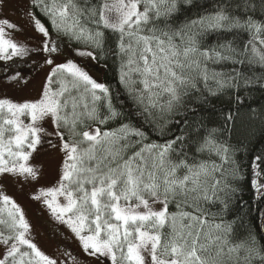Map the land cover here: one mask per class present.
I'll return each mask as SVG.
<instances>
[{
    "label": "snow or ice",
    "instance_id": "obj_1",
    "mask_svg": "<svg viewBox=\"0 0 264 264\" xmlns=\"http://www.w3.org/2000/svg\"><path fill=\"white\" fill-rule=\"evenodd\" d=\"M260 216L264 0H0V264H264Z\"/></svg>",
    "mask_w": 264,
    "mask_h": 264
},
{
    "label": "rangeland",
    "instance_id": "obj_2",
    "mask_svg": "<svg viewBox=\"0 0 264 264\" xmlns=\"http://www.w3.org/2000/svg\"><path fill=\"white\" fill-rule=\"evenodd\" d=\"M16 18H18V14L17 17H13V19ZM103 71L95 67L92 69L93 75L101 81ZM38 85L39 80H37L36 86L38 87ZM9 194L13 195L25 207L34 227L35 240L46 254L58 255L57 249L64 247L69 248L74 253L80 251L77 244L67 238L69 235L67 230L63 229L62 226L55 225L37 203L32 202L27 196L21 195L11 189L9 190Z\"/></svg>",
    "mask_w": 264,
    "mask_h": 264
},
{
    "label": "trees",
    "instance_id": "obj_3",
    "mask_svg": "<svg viewBox=\"0 0 264 264\" xmlns=\"http://www.w3.org/2000/svg\"><path fill=\"white\" fill-rule=\"evenodd\" d=\"M102 81L111 82L113 88H117L118 87V85L113 80V74L111 72L103 71V73H102ZM247 120H248V113L247 112L242 113L240 118H239V121H238V130H240L241 132L244 131V129L246 127ZM252 195H253L252 190L250 188H248L246 190L244 199L245 200H249L253 204H255L256 201L252 200ZM172 210H174V209H172ZM256 216H257V210L254 207L253 210H252V217H256ZM262 219H263V216H260V218L258 220H255L254 222L258 223V224H260V226H262Z\"/></svg>",
    "mask_w": 264,
    "mask_h": 264
},
{
    "label": "water",
    "instance_id": "obj_4",
    "mask_svg": "<svg viewBox=\"0 0 264 264\" xmlns=\"http://www.w3.org/2000/svg\"><path fill=\"white\" fill-rule=\"evenodd\" d=\"M261 228H264V216H263V219H262V226Z\"/></svg>",
    "mask_w": 264,
    "mask_h": 264
}]
</instances>
